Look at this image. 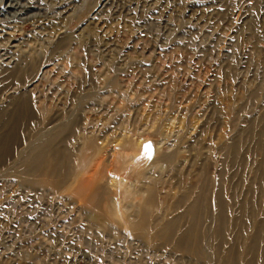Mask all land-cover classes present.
Segmentation results:
<instances>
[{
	"label": "rangeland",
	"instance_id": "obj_1",
	"mask_svg": "<svg viewBox=\"0 0 264 264\" xmlns=\"http://www.w3.org/2000/svg\"><path fill=\"white\" fill-rule=\"evenodd\" d=\"M1 6L0 22L17 18L19 30L6 35L11 45L26 41V52L41 53L25 61L32 65L26 86H3L0 70V136L19 100L30 109L0 159V264H233L231 252L242 242L232 239L233 219L242 205L252 207L247 237L264 224V0ZM33 14L43 23L54 18L53 26L40 32ZM52 133V146L69 153L56 185L41 170H23ZM203 187L227 206V233L214 254L207 249L210 217L200 221L204 259L144 238L185 211Z\"/></svg>",
	"mask_w": 264,
	"mask_h": 264
},
{
	"label": "bare ground",
	"instance_id": "obj_2",
	"mask_svg": "<svg viewBox=\"0 0 264 264\" xmlns=\"http://www.w3.org/2000/svg\"><path fill=\"white\" fill-rule=\"evenodd\" d=\"M7 7L8 8L10 7L12 9V8H15V5L9 4V5H7ZM28 8L29 7L22 5L23 10L21 11V13L27 12ZM3 10L6 12V8L5 7L2 8V6H1L0 7V15L4 14ZM60 12L61 11L57 10L56 15H58ZM30 17H32V18L35 17L34 19H32L30 21L36 25V28L40 32L45 30L46 27H48L49 25H51V27H52L54 24V18L48 19L46 16H44V19L46 21H45V23H43V20H41L43 18H38L34 14H33V16H30ZM28 18H26V19H28ZM59 18L61 19L62 16H60ZM63 19L64 18H62V20ZM16 22H17V18L13 17V16H11L9 18L6 17L5 20L3 19L0 22V25H2L1 23H4V25H2V26L5 27V28L4 27L0 28V31H2V32H0V40L3 39L4 41L2 44H6V46L0 45V56L5 55L6 56L5 60L7 63L4 64L3 68L0 70H2L3 73L6 72V74H7V77L3 78V79H7L6 81H4L5 85H3L6 87H8V84L9 85L17 84V86H20V84H18V83H24V86H26L28 84V81H27L28 79H24L23 76L26 73V71L32 65L29 67L28 65H26L25 61H28L27 58H30V56L33 57L34 54L37 55V54L41 53V51H39L40 53L39 52L35 53L33 50L30 51L31 49L28 50V52H26L27 50L26 51L24 50L25 47L23 48V46H26V45L29 46L28 44H26V41L24 43L21 42V44L11 45L12 41H11V37H10L11 34L10 33L19 30V27H16L17 25H15ZM55 30H57V29H55ZM7 34H10V35L6 36ZM33 35L40 37L42 41L45 40V38L42 36H39V34L34 33ZM34 38H33V41L35 40ZM64 38H65V36H63L57 42H61V40H64ZM33 41H32V43H33ZM11 46L15 47V48L11 49L10 48ZM51 47H52V45H51ZM30 48H32V46ZM33 48H34V46H33ZM2 51H4V52L2 53ZM14 56H17L19 58V61H18V59L14 61ZM60 58H61V56H60ZM74 58L76 59V57H74ZM3 77H4V75H3ZM34 79H36V78H34ZM0 82L2 83V80H0ZM27 103L28 102L25 99L19 100L18 103L16 104V106L18 107L16 110H19V112L17 113V115H14L12 117V119L5 122L6 130L0 136V159L4 158L5 156H7L11 153V145H14L13 143L16 140L17 127L21 124V122L30 113V109L27 106ZM64 128H65V126H64ZM56 135H57V133H52L50 135V137L45 142L38 144L37 145L38 147H36L27 156L26 160L23 163V170H25L26 172L41 170V172L43 174L56 178V179H54L51 177L52 178L51 179L50 177H48L47 183L54 184V185L58 184L62 179H64V177L66 175V171L69 169V159H68L69 153H68V151L66 149L65 150L64 149H58V148L52 146V143L55 140ZM84 144L87 145V147H92L93 141L87 140L86 143H84ZM235 146H236V144L233 146L234 152L237 151L235 149L236 148ZM84 148H86V147H84ZM235 155H236V153H235ZM131 156L134 157L133 154ZM161 156H162L161 157L162 160H164V161H169L170 159H172L171 155H161ZM117 159H118V162L120 160V163L122 162L121 160H123V158H121V157L117 158ZM125 160H127V159H125ZM83 164H84V160L81 159L80 164H79L80 165L79 168L80 167H81V169L84 168ZM199 193L200 194H198L195 201L192 203H189V206L186 208V210L183 211L179 216H176V217L164 222L162 224V226L159 227L154 233L146 231L145 235L143 234L144 238L147 239V241L151 240V242H153V243H160L162 245L170 246V248H172L175 251L183 252L186 254L187 253H194L196 256L204 259V257L206 258V249H205V245L203 243V237H204L203 235H205V231L202 228L200 221L202 219L210 217L212 219L211 220L212 227H211V232H210L211 236L209 238L210 240L208 243L209 245H208L207 249L212 251L211 254H214L215 251L217 250L216 248H217L219 242H221L225 238L224 234L227 233L226 232L228 229V224H227L228 221H227V217H226V214H227L226 213V207L227 206H226V203L222 200V198L218 194H217V196L215 195L213 200H210L205 195L206 194L205 193V187H203ZM151 200L148 199L146 201V203L150 204ZM148 205H146V207ZM242 206L243 207H242V210L239 213V215L236 216L235 219H233V221H234L233 225H234V227H236L237 231H236V233H234L232 235V239H234V240L241 239L242 240V242L239 245V250H234L233 252H231L232 257H234L233 264H264V250L262 247V246H264V224L257 228V230H256L257 234L253 235L254 237L251 235H249L247 237V234H246L247 230L244 226V223H245V219H247L250 208H252V207H246V205L245 206L242 205ZM146 212L144 213V215L145 214L147 215ZM248 218H249V216H248ZM181 221L183 224L181 223ZM142 231H144V230H142ZM259 247L261 248V250L258 249ZM213 249H214V251H213ZM66 257L67 258L65 261L68 262L73 256L71 255V257H70V254H66ZM224 262L226 264H230L226 258L224 259ZM161 263L162 264H170L166 260H164Z\"/></svg>",
	"mask_w": 264,
	"mask_h": 264
}]
</instances>
